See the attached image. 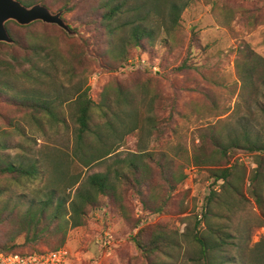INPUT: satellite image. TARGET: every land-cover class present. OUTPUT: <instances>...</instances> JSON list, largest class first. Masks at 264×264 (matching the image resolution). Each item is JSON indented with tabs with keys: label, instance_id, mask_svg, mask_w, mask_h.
Returning <instances> with one entry per match:
<instances>
[{
	"label": "rangeland",
	"instance_id": "rangeland-1",
	"mask_svg": "<svg viewBox=\"0 0 264 264\" xmlns=\"http://www.w3.org/2000/svg\"><path fill=\"white\" fill-rule=\"evenodd\" d=\"M179 1L183 8L175 40L169 38L164 43L158 39L153 45L144 43L141 51L131 48L126 62L116 68L106 52L108 37L99 19V8L96 11L91 5L87 8L88 14L94 13L96 19L85 24L81 23L82 9L74 8L64 13L66 22L77 32L74 36L65 31L63 34L52 24L42 21L26 27L12 20L5 23L8 32L21 41L40 42L48 56L46 62L39 61L32 69L26 63L21 64L17 71L25 70V75L31 77L28 81L21 78L22 74L15 73L17 79L25 82L19 92L22 95L28 92L36 98L41 96L46 101L54 100L51 108L64 116L63 122L57 124L37 111L34 116L39 119L35 121L30 117V109H12L0 98V125L5 126L15 115L21 118L19 127L25 131V136L18 139L22 148L11 151L14 160L32 154L40 159L43 170L48 172V169L50 175L55 157L73 153L75 112L67 101L73 99L79 89L88 88L95 102H99L107 86H112V91L142 90L144 87L151 98L143 105L133 100L140 120L136 122L138 127H133L134 118L121 112L110 115L114 130L98 127L99 131L107 133L104 137L118 145L117 157L126 160L133 157L138 166L148 167L136 173L138 182L127 162L123 161L119 168L129 176L121 185L125 190L123 211L127 218L118 214L113 202H106L101 210L88 209L81 225H67L65 232H46L33 248H23V251L64 246L71 254L68 264H142L143 255L131 240L139 227H146L148 233L161 226L183 232L192 229L193 215L198 216L203 209L212 183V179L206 177L208 166L185 164L180 156L182 152L191 155L193 147L200 144L199 132L211 130V125L215 124L225 134L240 139L245 134L250 142H264V84L259 82L260 72L254 73L256 88H243L240 74L244 69L240 71L236 67V59L241 58L239 50L245 47L264 57V0ZM44 3L54 11L62 0H44ZM13 52L22 53V50L18 45L0 44V59L7 60ZM183 60L185 66L181 65ZM146 65L151 69L141 70L140 66ZM257 68L259 70L261 65ZM39 78L42 83H37ZM92 116L100 125L105 121L97 108H93ZM91 138L97 146L95 135ZM228 154L230 161L241 163L249 172L252 153L238 149ZM108 163L114 168L110 158L88 167L79 163L83 168L81 182L72 188L71 197L78 190H84L87 184L83 181L89 175L103 173ZM175 169V175L182 169L188 174L172 188L167 184V176ZM50 187L51 184L44 181L24 189L14 188L16 193L12 197L23 194L26 198L43 200L49 196ZM138 190L143 193L144 203ZM249 199L251 204L247 209L260 216L261 209ZM137 218H141V222L133 227ZM262 227L264 225L251 228V245L254 234L264 235ZM8 228L7 224L0 226V245L5 242ZM182 249L178 264H190L189 249L184 246Z\"/></svg>",
	"mask_w": 264,
	"mask_h": 264
},
{
	"label": "trees",
	"instance_id": "trees-1",
	"mask_svg": "<svg viewBox=\"0 0 264 264\" xmlns=\"http://www.w3.org/2000/svg\"><path fill=\"white\" fill-rule=\"evenodd\" d=\"M20 1L26 5L36 1L44 3V0ZM179 2V0H62V4L54 11L63 9L61 16L64 18V13L74 8L82 9L81 23L85 24L96 19L94 13L88 14L87 8L90 5L94 11L99 8L101 11L99 19L108 37L106 52L116 68L123 66L131 48L141 51L144 43L153 45L158 39L164 43H167L169 38L171 41L175 40L183 8ZM35 22L41 21H34L28 25ZM52 25L65 33L57 25ZM9 35L13 42L0 44L10 47L18 45L22 53L13 52L7 60L0 59V98L3 99V103L15 110L30 109V117L35 121L39 118L34 116V112L38 111L55 123H62L64 117L60 116L62 112L57 113L51 108L54 100L46 101L41 96L36 98L28 92L22 95L19 89L24 88L25 82H21L15 76L18 72L22 74L21 78L23 76L26 80L30 79L31 76L25 75V70L17 69L23 63L32 69L39 61L46 62L48 56L44 53L45 50L41 49L40 42L37 44L23 42L20 38L10 33ZM239 53L241 58L236 59V67L240 71L244 69V73L240 74L243 79L242 87L256 88L257 84L254 81L256 71L260 72L259 82L264 84V57L248 47L239 50ZM185 64L186 61L183 60L181 65ZM149 65L140 68L150 70ZM260 65L261 68L257 70ZM42 82L39 78L37 83ZM142 88L112 91V86H107L101 92L99 102L90 98L88 88L77 90L76 96L67 101L70 109L75 112V149L70 156L63 153L52 160L55 167L50 175L48 169H46L48 172L43 170L40 159L34 158L32 154H26L22 160L13 159L11 151L22 148L18 139L25 136V131L19 127L21 118L13 115L5 126L0 125V226L9 225L8 234L5 236V242L0 245V251L22 254L41 252V250L26 252L23 248H33L34 243L42 240L46 232H65L67 225L71 227L81 225L87 218L88 209L101 210L106 202H113L118 214L127 218L123 211L125 190L121 185L129 180V176L119 168L123 161L127 162L134 180L138 182L136 173L139 169L146 171L148 167L145 164L138 166L133 157L128 160L117 157L118 145L110 141L109 137H104L107 133L99 131L98 127L114 130L110 115H118L119 112L134 118L133 127H138L136 122L140 120L133 100L140 101L141 105L145 100H151L147 89ZM152 98L154 101V96ZM93 108H97L103 115L105 121L102 125L93 121ZM94 135L97 146H94V140L91 138ZM199 142V145L193 147L191 155L182 152L180 156L185 164L208 166L206 177L212 179V183L204 198L200 217L193 215L192 229L183 232L161 226L158 229L154 227L148 233L146 227H139L131 240L143 255L142 264H178L183 246L189 249L190 264H264V238L250 244L251 228L264 225V142H250L245 134L241 139L225 134L215 124L211 125V130L199 132ZM238 149L252 153L249 172L241 163L229 159L228 152ZM107 158L114 163V168L108 163L103 173L89 175L83 181V184H87L84 190H78L71 197L72 188L81 182L83 168L79 163L88 167ZM148 158L151 159V154H148ZM175 174L176 169L168 173L169 187L173 188L176 182L185 179L188 172L182 169L178 175ZM44 181L51 184L50 194L45 199L37 201L34 198H26L23 194L12 197L16 193L14 188L24 189ZM138 193L141 202L144 203L142 191L138 190ZM6 196L9 197L5 198ZM249 198L261 209L260 216H255L247 209L248 204H251ZM140 222L141 218H137L133 227H137ZM57 247L59 246L55 248Z\"/></svg>",
	"mask_w": 264,
	"mask_h": 264
},
{
	"label": "water",
	"instance_id": "water-1",
	"mask_svg": "<svg viewBox=\"0 0 264 264\" xmlns=\"http://www.w3.org/2000/svg\"><path fill=\"white\" fill-rule=\"evenodd\" d=\"M62 13L63 9L52 11L41 2L26 5L19 0H0V42H13L5 25L9 20H13L19 25H28L34 21H42L57 25L70 36L76 35L77 32L62 18Z\"/></svg>",
	"mask_w": 264,
	"mask_h": 264
},
{
	"label": "built area",
	"instance_id": "built-area-1",
	"mask_svg": "<svg viewBox=\"0 0 264 264\" xmlns=\"http://www.w3.org/2000/svg\"><path fill=\"white\" fill-rule=\"evenodd\" d=\"M261 230H264V228L262 227ZM262 238H264V235L258 236L257 233L253 235L252 240L253 242H257ZM70 255L69 250L64 246L55 249L41 250V252L38 253L22 254L0 251V264H68Z\"/></svg>",
	"mask_w": 264,
	"mask_h": 264
},
{
	"label": "flooded vegetation",
	"instance_id": "flooded-vegetation-1",
	"mask_svg": "<svg viewBox=\"0 0 264 264\" xmlns=\"http://www.w3.org/2000/svg\"><path fill=\"white\" fill-rule=\"evenodd\" d=\"M20 1V0H19ZM13 21V20H12ZM8 31V30H7ZM9 33V32H8Z\"/></svg>",
	"mask_w": 264,
	"mask_h": 264
},
{
	"label": "clouds",
	"instance_id": "clouds-1",
	"mask_svg": "<svg viewBox=\"0 0 264 264\" xmlns=\"http://www.w3.org/2000/svg\"><path fill=\"white\" fill-rule=\"evenodd\" d=\"M255 243V242H254Z\"/></svg>",
	"mask_w": 264,
	"mask_h": 264
}]
</instances>
